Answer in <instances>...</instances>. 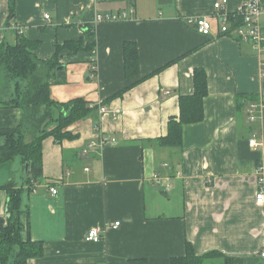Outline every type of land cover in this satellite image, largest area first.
<instances>
[{
  "label": "crops",
  "instance_id": "crops-1",
  "mask_svg": "<svg viewBox=\"0 0 264 264\" xmlns=\"http://www.w3.org/2000/svg\"><path fill=\"white\" fill-rule=\"evenodd\" d=\"M9 1L0 0V48L16 44L18 26L39 42L34 55L42 61L92 26L94 38L84 40L94 43L91 52L59 53L65 79L51 85L50 97L120 111L117 119L94 113L72 124L74 140H43L42 177L21 197L20 221L25 225L28 216L29 238L43 248L29 264H171L185 256L187 244L196 256H259L264 263V206L255 203L256 172L264 171V52L218 34L217 0H158L157 7L150 0H14L8 22ZM227 1L229 14L242 2ZM118 14L127 19L98 21ZM189 18H208L213 34L196 33ZM125 42L139 56L131 79L124 77ZM195 69L206 74L203 120L183 127L181 149L158 147L153 141L179 115V97L193 94ZM20 115L0 109V129L16 127ZM99 136L115 143L83 154ZM24 179L19 158L0 165V187L26 188ZM6 203L0 189L4 222ZM90 229L98 231V243L85 240Z\"/></svg>",
  "mask_w": 264,
  "mask_h": 264
},
{
  "label": "trees",
  "instance_id": "trees-1",
  "mask_svg": "<svg viewBox=\"0 0 264 264\" xmlns=\"http://www.w3.org/2000/svg\"><path fill=\"white\" fill-rule=\"evenodd\" d=\"M14 6L15 1L10 0L8 22L15 18ZM188 27L196 32L191 26ZM83 32L78 41L56 44V53L50 61L38 59L34 51L39 42L29 41L22 34L17 36L15 45L4 43L0 48V109H18L21 112L16 127L0 129V165L15 158H19L24 167L25 164L28 165V175L24 179L26 188L18 187L12 182L0 187L6 192V205L9 210V216L0 224V264H29L43 255L42 244L32 242L29 238L28 216L25 225L19 218L22 214L23 193H30L33 185L42 177L43 140L52 138L56 144H61L64 140H74L77 136L69 132L68 128L98 113L99 107L92 106L81 98L60 103L50 97L51 85L62 83L65 79L64 71L60 69L59 53L67 50L70 55H74L94 49L93 42L84 45L85 38H94V28L85 26ZM122 53L124 77L131 79L139 72L137 47L132 42H125ZM193 82V94L179 97V115L168 120L166 136L153 141L158 147L181 149L183 127L202 122L203 101L207 96L204 70H194ZM24 231L27 233L26 238L22 237ZM216 258L221 259L222 264H264L259 256L233 258L219 252L196 256L190 244H187L185 256L173 259L171 264H205L207 260ZM133 262L143 264L140 261Z\"/></svg>",
  "mask_w": 264,
  "mask_h": 264
},
{
  "label": "built area",
  "instance_id": "built-area-1",
  "mask_svg": "<svg viewBox=\"0 0 264 264\" xmlns=\"http://www.w3.org/2000/svg\"><path fill=\"white\" fill-rule=\"evenodd\" d=\"M227 0H217L213 4V18L216 21L217 32L221 36H230L234 40L249 43L258 52H264V0H242L240 6L234 14L227 13L225 6ZM44 20H49L48 15L43 16ZM232 18V20H230ZM127 14L107 15L98 18V21H120L126 20ZM187 24L194 28L196 32L204 37H210L213 34V25L208 18H189ZM19 34L20 28L15 26ZM252 107L248 109V120L253 121ZM111 115L113 119H117L120 115L119 110H109L106 107H99L98 115ZM115 143L114 139L99 136L98 139L90 142L83 150V154H87L92 149H101L106 145ZM250 145L254 148L258 147L255 137L250 140ZM258 190L255 195V203L264 206V171L259 168L256 172ZM51 195H55L57 191L50 189ZM119 223H115L112 229H116ZM87 242L98 243L100 241L99 233L96 229H90L85 237ZM264 257V253H261Z\"/></svg>",
  "mask_w": 264,
  "mask_h": 264
},
{
  "label": "water",
  "instance_id": "water-1",
  "mask_svg": "<svg viewBox=\"0 0 264 264\" xmlns=\"http://www.w3.org/2000/svg\"><path fill=\"white\" fill-rule=\"evenodd\" d=\"M62 67H60V69H61ZM28 175V165L27 164H25V167H24V176L26 177ZM9 210H8V208L6 207L5 208V218L6 217H8L9 216ZM4 223V220L2 219L1 221H0V224L2 225Z\"/></svg>",
  "mask_w": 264,
  "mask_h": 264
},
{
  "label": "rangeland",
  "instance_id": "rangeland-1",
  "mask_svg": "<svg viewBox=\"0 0 264 264\" xmlns=\"http://www.w3.org/2000/svg\"><path fill=\"white\" fill-rule=\"evenodd\" d=\"M134 2V0H132ZM151 6L152 7H157L158 6V0H150ZM128 4L125 5V9L127 8Z\"/></svg>",
  "mask_w": 264,
  "mask_h": 264
}]
</instances>
